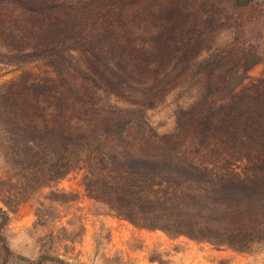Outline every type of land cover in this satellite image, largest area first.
Listing matches in <instances>:
<instances>
[{
	"label": "trees",
	"instance_id": "obj_1",
	"mask_svg": "<svg viewBox=\"0 0 264 264\" xmlns=\"http://www.w3.org/2000/svg\"><path fill=\"white\" fill-rule=\"evenodd\" d=\"M254 1L189 0L186 10L185 4L167 7L171 20L160 34L165 45L161 65L166 67L171 61L166 56H187L194 49L192 37L195 35L194 41L199 39L202 24L208 20L204 16L223 8L242 10ZM82 3L86 1L62 0L63 6L57 0L50 1V40L46 48L8 42V48L16 50L13 53L22 52L18 55L24 56L23 51H28L36 54L39 62L35 71H27L29 76H19L16 89L2 86L0 91L1 145L16 171V182L5 191L4 203L15 210L44 188L50 189L47 201L68 203L75 198L54 185L80 169L88 196L139 228L240 251L264 241V76L248 82L251 68L264 60V44H229L198 63L196 73L204 78L203 90L194 107L181 112L179 119L188 132L181 146L195 142V137L220 132L229 146L234 142L231 137L237 136L240 140L236 143L252 158L251 144L258 143L262 155L246 160L248 167L243 174H215L186 156L180 159L182 164L168 158L154 159L147 149V157L133 156L129 133L142 139L151 127L141 109L104 104L102 93H108V89L99 82L96 72L84 71L75 58L73 51L94 52L103 43L97 21L86 16L67 19L61 11L66 6L79 8ZM123 9L112 11L119 18ZM230 16L223 18L230 21ZM208 24L214 26V20ZM11 31L25 38L19 30ZM133 46L141 50L139 44ZM149 46L146 52L152 51L154 44ZM18 55L0 54V64L16 63L11 57ZM99 65L107 66L106 58H100ZM49 98L57 110L55 118L50 123H35V104ZM155 148L163 155L176 149L171 145ZM14 195L17 204L8 198ZM40 205L37 215L43 203ZM2 214L5 224L8 214Z\"/></svg>",
	"mask_w": 264,
	"mask_h": 264
},
{
	"label": "rangeland",
	"instance_id": "obj_2",
	"mask_svg": "<svg viewBox=\"0 0 264 264\" xmlns=\"http://www.w3.org/2000/svg\"><path fill=\"white\" fill-rule=\"evenodd\" d=\"M50 1L0 0V54L22 53H13L16 50L9 49L8 42L34 43L46 48L50 40ZM85 1L79 8L66 6L61 11L67 19L86 16L97 21L101 25L103 43H99L94 52L75 50L73 54L82 69L92 74L96 72L99 82L108 89V93H102L104 104L144 112L151 131L142 139L129 133L133 156L147 157V149L154 159L168 158L182 164L180 159L186 156L196 164H205L215 174H243L248 167L246 160L262 155L258 143L251 144V158L246 149L237 144L240 140L237 136L231 137L234 142L229 146L220 132L216 136L195 137V142L181 146L180 141L188 137V132L179 119L183 112L194 107L203 90L204 78L196 73L198 63L229 44H264V0H255L242 10L223 8L210 17L204 16L208 18L200 30L204 35L201 33L203 36L195 41V35L192 37L194 49L187 56L180 53L166 56L171 60L166 67L161 65L165 45L161 44L160 34L164 24L171 20V13L165 9L173 4H185L183 9L186 10L189 0ZM57 3L63 6L62 0ZM109 4L113 5L107 10ZM119 7L124 9L117 18L112 9ZM25 12L29 13L28 17ZM152 12L158 15L153 16ZM229 13L232 17L226 21L223 17ZM211 19L214 26L208 24ZM11 29L19 30L25 38ZM135 44H139L141 50L135 49ZM140 44H145L147 50L149 44L154 47L146 52ZM23 52L24 56L11 57L16 63L0 64V91L2 86L16 89L20 75L25 78L30 70H36L37 55ZM100 58H106L107 66L99 65ZM263 76L264 60L251 68L248 82ZM50 99L35 104L37 113L32 117L35 123H50L55 118L57 110L50 105ZM160 145L180 147L167 150L163 155L155 148ZM15 172L0 139V264H264V241L240 251L183 235L171 236L162 230L139 228L118 218L106 205L88 196L82 183L84 172L80 169L54 185L74 200L65 204L51 203L45 199L50 189L44 188L11 210L3 197L8 186L16 182ZM8 198L11 203H18L15 195ZM3 212L8 214L5 224Z\"/></svg>",
	"mask_w": 264,
	"mask_h": 264
}]
</instances>
